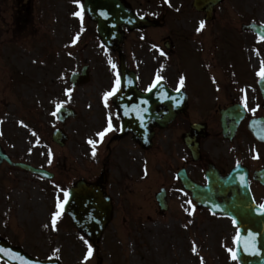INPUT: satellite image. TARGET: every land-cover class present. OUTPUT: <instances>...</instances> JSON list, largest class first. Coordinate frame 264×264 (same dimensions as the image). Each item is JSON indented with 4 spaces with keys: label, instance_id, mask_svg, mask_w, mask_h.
Returning <instances> with one entry per match:
<instances>
[{
    "label": "rangeland",
    "instance_id": "obj_1",
    "mask_svg": "<svg viewBox=\"0 0 264 264\" xmlns=\"http://www.w3.org/2000/svg\"><path fill=\"white\" fill-rule=\"evenodd\" d=\"M74 1H32V18L25 29L31 32L21 37L20 48L11 47L12 43L0 37V46L3 45L0 47V131L5 150L17 161L55 174L53 181H44L5 166L0 237L31 255L52 256L61 264H236L230 251L229 240L234 236L231 225L205 211L194 210L190 212L195 214L186 215L187 198L172 180L162 182L163 176L158 177L154 167L147 168L145 178L132 179L129 186L132 198L128 202L118 201L124 211L119 210L98 248H91V254L89 245L62 213L53 227L57 203L64 199L65 162L72 163V168L67 170L70 175H75L78 169L79 177L85 180L92 181L97 172V156L93 155V149H85V142L92 139L95 126L91 115L101 81L100 68L91 67L92 81L82 90L72 92L68 77L78 61L91 65L104 52L97 42L86 39L79 58L67 59L62 53L72 32ZM133 1L155 7L158 0H149V4L147 0ZM170 1L171 11L160 34L171 35L179 46L175 49L177 55L164 62L163 73L172 83L180 84L181 71L188 79L191 97L199 100L218 101L217 96L222 95V101L239 96L242 89L249 108L253 109L258 102L254 90L257 87L252 84L264 62V41L242 32L240 25H264V0H223L214 11V21L200 28L201 32L197 28L203 19L191 9V0ZM16 3L0 0V36L4 30L2 12L12 11ZM8 17L12 19V14ZM4 48L10 49L8 55ZM6 55L13 64L7 62ZM3 60L13 68L15 73L9 72L15 83ZM69 103L80 111L81 117L66 125L71 142L60 149L50 139L52 130L59 127L53 113L57 105ZM142 187L145 193L149 191L148 198L143 197ZM160 187L171 191L172 210L163 215L158 213L152 196Z\"/></svg>",
    "mask_w": 264,
    "mask_h": 264
},
{
    "label": "flooded vegetation",
    "instance_id": "obj_2",
    "mask_svg": "<svg viewBox=\"0 0 264 264\" xmlns=\"http://www.w3.org/2000/svg\"><path fill=\"white\" fill-rule=\"evenodd\" d=\"M81 3V0H77ZM129 9L142 18H148L156 22V26L151 28L156 30L154 33L142 34V30H129L125 27L120 29L122 37L117 35L116 38L109 40H120L121 44L113 42V50L110 53H99L100 56L94 59L91 66L99 67L101 81L98 82L99 89H96L94 95V104L92 105L93 114L91 117L95 121L92 134L94 145L85 142V149L95 147L97 156V172L91 183L97 185L108 196L112 203L115 216L123 212L124 207L118 209L117 201L128 202L131 198L129 189L132 179L138 176L145 178L148 167H154L157 175H163L164 178L173 179L180 186L179 176H186L199 185L206 183V177L210 173L212 176L217 175L221 178L226 177L231 170L237 165L246 168L250 186L257 194H262L264 199V189L252 180L254 171L264 170V144L256 142L246 131L243 124L237 130L236 138L233 141H226L221 137L220 129V111L225 109L221 106L220 98L214 100H199L191 97V92L187 89V101L185 111L178 115L165 129L156 124L158 120L149 119L148 107L144 108L143 103L138 102L140 94H147L148 89L155 83L162 81L171 90L179 89L177 83L163 73L164 60L177 55V43L172 36L162 37L160 30L164 28L163 21L166 14L165 2L156 1L155 7L144 6L142 2L133 0H120ZM150 1L147 0V4ZM83 15V14H82ZM202 16V14H198ZM85 16L83 15V20ZM79 33L84 39L99 41L96 33V25L88 23L87 29L83 28ZM169 40L171 47L169 51L163 49L164 43ZM174 40V41H173ZM74 46L76 59L79 58L80 49L76 39ZM119 49V51H118ZM111 61V63H110ZM87 62V61H86ZM85 62V64H87ZM75 70L85 66L78 61ZM112 65H115L113 67ZM124 66L127 71L135 77V82L129 85L136 87V98H133V92H128L126 102L128 106L127 132L119 136L122 128V122L119 112L113 102V96L118 91L105 100V93L110 92L115 86V81L120 75V68ZM90 66V65H89ZM104 68V69H103ZM160 77L157 80V77ZM99 77V76H98ZM226 102V99L221 101ZM240 103V98L234 96L230 98L229 104ZM87 110V109H86ZM90 110V109H89ZM111 118L112 129L107 131L103 138L98 133L104 131ZM264 117V111L258 108V113L253 116ZM252 117V118H253ZM246 125V124H245ZM241 135V137H240ZM241 139V148L230 149V145ZM89 140V141H90ZM0 149L5 153L3 136L0 134ZM238 162V163H237ZM66 164V163H65ZM4 165H0V218L3 216V178ZM66 183L68 190L74 183L80 180L78 169H76L75 181L68 173L72 168V163L65 165ZM182 189V188H181ZM187 197L190 195L186 192Z\"/></svg>",
    "mask_w": 264,
    "mask_h": 264
},
{
    "label": "water",
    "instance_id": "obj_3",
    "mask_svg": "<svg viewBox=\"0 0 264 264\" xmlns=\"http://www.w3.org/2000/svg\"><path fill=\"white\" fill-rule=\"evenodd\" d=\"M220 0H194L193 6L196 10L206 13V19H210V14L214 5H216ZM121 9L116 6L115 1L113 0H83V10L84 12L98 24V29L101 27V24L104 22H117L118 19L125 17V15H121ZM126 20H131L130 15L126 17ZM132 26H142L149 24L147 21L138 20L136 18H132ZM246 30H251L256 33L258 36L264 39V28L257 27L255 25H249L247 27H243ZM102 37V35L100 34ZM104 44H108L106 40L103 38ZM72 82H75V78H72ZM262 97L264 99V83L260 82L259 84ZM156 90V89H155ZM159 90V88L157 89ZM166 90V94L163 100V106L168 107L170 103L171 96ZM176 96L179 93H175ZM144 98H148L149 102L152 101L153 93L148 96H144ZM179 106V105H178ZM179 108V107H178ZM177 108V111H178ZM234 109V108H233ZM230 109L225 113V115L229 114ZM63 111L59 113L61 116ZM171 120V118L166 119V122ZM240 121L239 116L235 120L236 124ZM234 128V124L230 127H227L226 124H223V134L228 136L231 135V131ZM251 132L254 135L259 134L261 138L264 133L259 129L256 123H252ZM234 131V130H233ZM232 131V132H233ZM52 139L54 142L58 143L60 146L64 145V137L61 135L60 131H56L52 135ZM25 170L30 171L34 174H39L43 177L52 178V175L47 174L44 171L33 169L29 166L24 165H16ZM236 177H230L228 180H218L216 183L208 184L207 187L199 188L194 184L188 181H182L184 187L191 191L193 198L198 202V204L202 206L211 207V205H215L217 203V196H220L223 199H227L226 193L231 192L232 196L227 200H224L223 204H218L219 209L216 212H220L222 214H227L232 217L235 221L237 220L239 229L240 239L245 235H252L253 232H257L260 235L259 245L255 244L254 249L252 247L247 248V253H251L247 258L244 257L245 253V243L239 242V248H236V255L238 260L242 264H264V215H262L259 210L252 202L250 197V193L247 189L246 184H240L239 180L236 182ZM210 185V186H209ZM240 187L241 190L239 194L234 192L235 188ZM69 198L67 203L63 205V210L73 221L74 226L85 234L87 237L91 238L92 241H95L101 234V231L104 225L109 220L110 209L107 207L100 194L96 191L95 186L87 187L83 182H79L76 187L72 188L69 192ZM206 198V199H205ZM158 201H161L160 198H157ZM210 204V205H209ZM211 210H215L212 207ZM246 219L247 223L251 225H262L261 229H252V231H248L246 233L245 227L246 225L240 223V221L244 222ZM250 225V226H251ZM243 240V239H242ZM258 245V249L257 246ZM0 258L5 260L9 264H59L56 261H38L36 259H32L26 254H24L21 250L12 249L7 243L0 240ZM254 258V259H253Z\"/></svg>",
    "mask_w": 264,
    "mask_h": 264
},
{
    "label": "snow or ice",
    "instance_id": "obj_4",
    "mask_svg": "<svg viewBox=\"0 0 264 264\" xmlns=\"http://www.w3.org/2000/svg\"><path fill=\"white\" fill-rule=\"evenodd\" d=\"M74 15H78V16H79V15H81V13H80V12H77V13H74ZM203 26H204V24H203V22H201V28H202ZM199 30H200V29H198V31H199ZM110 63H111V61H110ZM112 66L115 67V65H112ZM257 75H258L261 79H264V62H262L261 69H260V71L257 73ZM159 79H160V77L158 76V77H157V80H159ZM119 83H120V80H119V77H118L117 80L115 81V86L112 88V90H111L110 92L105 93V100H106V101H107V98H108V97L114 95V94L118 91ZM180 84H181V85L183 84V77H181ZM151 87H155V83H154ZM151 87L148 89L149 91L151 90ZM177 91H179V89H177ZM243 102H244V106H245V108H246V107H247L246 99H245ZM60 107H61V105H57V111H59ZM53 115H55V113H53ZM111 129H112V123H111V118L109 117V123H108L107 128H106L104 131L98 133V135H99V136L101 137V139H102L103 136L105 135V133H106L107 131L111 130ZM89 143L94 145L96 142L90 140ZM93 155H95V147L93 148ZM49 163H51V161H49ZM241 179H243V178H241ZM69 195H70V194H69L67 191L64 192V203H67L68 198H69ZM261 208L264 209V205H261ZM57 209H58V210H57V211L53 214V216H52V225H53V227H55V225H56V223H57V218L61 215V210L63 209V204L60 203L59 201H58V203H57ZM261 214H264V212H262ZM233 223H235V221H233ZM254 244H255V242H254V239H253V240H252V244H251V247H252L253 249H254ZM249 247H250L249 243H248V242H245V248L247 249V248H249ZM91 251H92V250H91V246L89 245V254H91ZM193 251H195V249H193ZM230 251H231V250H230ZM232 255H233V259H236V258H237L235 253H233Z\"/></svg>",
    "mask_w": 264,
    "mask_h": 264
},
{
    "label": "bare ground",
    "instance_id": "obj_5",
    "mask_svg": "<svg viewBox=\"0 0 264 264\" xmlns=\"http://www.w3.org/2000/svg\"><path fill=\"white\" fill-rule=\"evenodd\" d=\"M251 61H253V62L255 61V58H254V56H252V57H251Z\"/></svg>",
    "mask_w": 264,
    "mask_h": 264
}]
</instances>
